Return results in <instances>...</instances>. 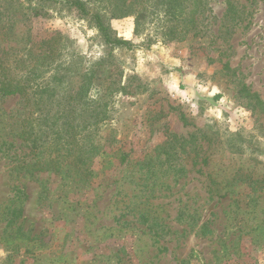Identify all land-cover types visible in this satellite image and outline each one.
Listing matches in <instances>:
<instances>
[{
    "label": "rangeland",
    "instance_id": "1",
    "mask_svg": "<svg viewBox=\"0 0 264 264\" xmlns=\"http://www.w3.org/2000/svg\"><path fill=\"white\" fill-rule=\"evenodd\" d=\"M200 1L138 33L102 10L128 46L66 1L0 0V58L37 60L44 114L71 95L103 145L92 175L32 170L50 135L31 151L14 114L32 100L0 94V264H264V0Z\"/></svg>",
    "mask_w": 264,
    "mask_h": 264
},
{
    "label": "trees",
    "instance_id": "2",
    "mask_svg": "<svg viewBox=\"0 0 264 264\" xmlns=\"http://www.w3.org/2000/svg\"><path fill=\"white\" fill-rule=\"evenodd\" d=\"M34 1H37L36 3H42L49 0ZM63 1L74 5L81 13L89 15L92 18L105 43L128 46L131 45L129 40L120 39L111 34L107 24L103 21L105 13L101 14L103 12L102 10L107 11L109 17L115 18L135 14V33H138L141 26L145 23L147 16L151 17V23L159 19L167 21L171 19L175 21L180 17L181 12L186 7L187 10L189 8L191 20H194L195 12L198 10L199 5H201L200 0H98L100 3V11L90 13L86 7V2L83 0ZM107 1V5L112 6L108 9L109 11L104 3ZM102 2L103 5L101 4ZM34 13L38 14L37 11H34ZM175 27V25H172L168 33L175 34ZM47 55L41 57L45 58ZM4 61V59L0 58V94L2 96L17 95L22 103L25 99L27 103L30 100L33 103V108L29 112H26L25 105L23 104L14 114V116L16 115V119L19 120V126L17 127L15 136L24 144H27L31 151H34L42 146V141H44L43 137L50 135V145L53 144L56 152L55 158H44L43 160L36 158L32 163H27V166L32 170H44L54 166L55 172L73 168L81 176L86 177L92 175V163L103 146L94 138L99 130L97 124L92 125L91 122H85L79 125L75 124V119L78 117L79 111L71 101L73 99L71 95L66 104L60 105V101H58L57 109L52 115L48 112L44 114L41 108L43 103L41 97L44 92V85L39 82L40 80H37V76L41 75V72H37V60L29 63L27 68L12 67V65ZM50 61L45 62L46 68H49L48 65H51ZM29 88L33 90V94L30 97L27 91ZM49 91L50 87L47 89V92ZM248 94L255 98L257 104H262L256 92H248ZM51 96L53 95H49L50 98ZM83 100L84 104L91 102L90 99L85 100L84 98ZM94 100L97 101L98 99ZM100 100L101 102L104 101L102 98ZM104 113L102 109L94 111L95 116H98L97 119L104 117ZM47 118L51 120L50 125L45 122ZM39 152L41 153L42 150L36 151L35 156ZM120 155L121 160L124 161L125 159L122 153ZM212 192H215L216 195L219 194L217 190Z\"/></svg>",
    "mask_w": 264,
    "mask_h": 264
}]
</instances>
